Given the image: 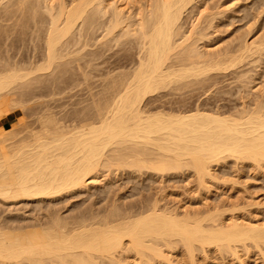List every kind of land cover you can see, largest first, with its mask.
<instances>
[{"label":"bare ground","instance_id":"obj_1","mask_svg":"<svg viewBox=\"0 0 264 264\" xmlns=\"http://www.w3.org/2000/svg\"><path fill=\"white\" fill-rule=\"evenodd\" d=\"M15 1L22 5L27 1L29 4L28 0ZM113 1L115 0L40 1L44 3L45 6H42L50 17L46 27V38L44 37L43 62L40 61L33 69L30 66L31 70L22 63L23 67L16 65L17 63L13 65L6 63V66L4 64L2 68L0 67L1 117L4 111H10L13 106L11 102L15 99L11 96L14 90L22 85L27 86L36 75L43 77L42 74L36 73L55 71L54 69L63 63L62 60L65 64L68 60H65L68 54L65 47L71 45L69 42L71 36L78 30L79 33L80 31L84 33L83 31L88 32L92 28L100 27L102 25L100 18L103 20L108 17L105 33L101 32L103 34L101 40L111 38L117 43L123 38L126 41L128 38H134L139 43L138 61L133 65L134 68H130L127 73L126 71L121 73L120 70V74H109V82L105 79L107 83L103 92L97 96L98 98L94 97V106L91 108L93 112L83 113L84 118L81 122L78 121L79 124H75V121V125L68 122L69 126L65 121V124L67 123L65 125L64 119H60L61 115L57 119L58 117L55 118L50 112L41 120L42 128L37 131L30 130L32 131L30 136L19 138L17 132V134L8 132L0 123L1 203L51 199L74 189H82L86 187L88 180L90 182L96 180L100 169L110 170L114 166L116 169L129 167L139 172L153 170L159 173L187 167L186 169L191 168L195 171L200 181L206 182L205 179L214 173V164L223 162L226 158L251 161L256 165L264 162V106L261 102L259 104L256 102L257 105L253 109L237 114H222L200 107L180 111L163 108L152 110L147 107L148 103L150 104L149 96L162 88L165 89L169 84L176 82L181 84L180 81L186 79L192 82L190 78L202 77L212 71L227 70L243 62V58L254 47H250L248 43L244 47L241 44V54L238 53L239 55L236 54L238 56L235 57L206 55L199 51V46L191 42V39L196 37L192 38L196 31L198 32L196 29L200 18L189 26L191 30H188L187 34L180 24L184 11L195 0H149L144 4L145 7L138 5L140 9L137 7L136 12H128L122 3ZM27 3L23 6H27ZM37 3L35 2L36 5ZM25 7L26 12L30 13L33 10L31 15L34 14V17L39 13L36 11L37 6L35 10L33 6L31 11ZM9 9L11 10V7ZM19 11L22 12L19 9L14 12L17 14ZM80 25L81 29H78ZM43 31L46 32L45 29ZM77 35L76 39L79 37ZM71 49L73 51L74 48ZM259 49L261 46L257 50ZM72 58L71 56L70 59ZM70 59L68 61H71ZM55 91L57 92V89ZM43 92L45 93L44 90ZM4 120L1 119V122ZM160 203L154 200L151 206L148 205L147 208L143 206L145 209L139 213L127 210L120 212L118 211L120 207L118 210L111 207L113 210L102 216L100 213L92 214L89 211L91 214L85 213L73 220L61 218L58 212L52 220L49 217L50 222L47 221L46 225L38 222L42 226L39 225L40 228L33 226L29 228L30 230L27 227L18 229L17 225L18 228L14 225V229L18 230H12L11 227L10 230L8 227L4 230V226L0 225V264H154L157 259L168 261L171 258L169 256L173 254V252L169 254L171 249L179 245L184 248V256L188 255L192 262L197 259L200 248L214 247L216 251L232 250L236 253L238 246L247 242L255 243L256 246L264 244L263 222L244 223L240 221L241 219L226 222L218 211L220 215L214 212L215 214L200 216L199 212L198 215H193L188 211L181 216L178 211L172 210L173 208L162 209ZM3 221H0V224ZM181 254L183 256V253Z\"/></svg>","mask_w":264,"mask_h":264},{"label":"rangeland","instance_id":"obj_2","mask_svg":"<svg viewBox=\"0 0 264 264\" xmlns=\"http://www.w3.org/2000/svg\"><path fill=\"white\" fill-rule=\"evenodd\" d=\"M13 1L14 3H11ZM28 1L29 4L34 6V10L35 6H37L36 11L37 13L39 12L38 14H41L42 17L38 14H36L38 17H34V14L31 15L33 13L31 8H33V6H29L27 1H25V3H27L25 7L23 6L25 3L23 5L18 4L19 1L10 0L9 2V0H4L2 2L0 0V67H3L4 64L6 66V63L11 65L17 63L16 65L18 66L23 65L24 67L28 66L29 69L31 67V69H33V66L40 64V61L42 63L44 60L45 36L47 34L46 27H48L50 17L46 12L44 3L40 2H43V0ZM30 1L32 3H30ZM33 1L36 3L38 1L37 5L35 2L33 3ZM117 1L127 7L126 10L128 12H136L140 9L141 5L145 7L144 4H147L149 0ZM10 3L16 6H12ZM10 7L11 10L9 9ZM24 7L29 11L32 10V12H26ZM187 8L188 9H186L182 15L180 24H182L181 27L187 34L191 30L190 27L192 23H195L196 20L200 18V23L196 29L198 32L196 31V35L192 38L196 37L191 39V42L197 44L199 46H197L198 50L202 53L206 55H228L235 57L239 55L238 53L241 52L242 46L244 47L246 43L250 44V47H254L253 50L252 48L251 50L255 51L248 52L246 57L243 58V62H239L240 64L230 67L227 70L212 71L202 77H197L198 79L190 78L192 82H188V79H186V81H180L181 84L179 82L169 84L165 89L162 88V91L160 90L155 92L152 96H149L148 102H150L151 105L148 103L147 107H150L152 110L160 108L165 110L172 109L171 111H180L182 109L193 110L200 107L208 111L222 114H237L244 110L253 109V107L260 102L261 105L263 104L262 106H264V0H195L193 4H190ZM18 9L22 10V12L19 11L16 14L14 11H18ZM27 13H29L28 15L30 16L26 15ZM19 16L21 18H19ZM105 18L106 19L103 18L105 22H103L102 18H100L101 20L99 19L102 22L100 27L97 26L94 29L92 28L93 30L90 29L88 32L83 31L84 33L81 31L79 33L78 30L75 32V36H71L72 39H68L71 45L74 43L75 45H73V47L70 45L68 46L69 48L67 46L65 47V52L68 51V54H66L68 58L65 57V60H69L71 56L73 58L72 60L70 59L71 61H65L67 65L63 64L64 60H62L63 63L59 66L62 71L57 67V69L55 68V71L52 72L51 70L50 72H35L36 74H42L43 77L33 73L36 76L32 75L34 78L29 83L30 86L27 83V86L22 85L23 87H17L14 90V94L11 97H13L15 101L11 102L13 105L10 108L11 110L4 111L0 117L2 120L5 119L4 121L6 123L4 124V121L2 122V126L5 130L13 134L18 133L17 135H19V138L22 136V138L28 137L32 131H37V129L39 130L42 128V125H40L41 120L50 112L55 118L58 117L57 119L62 116L60 119H64V124L65 121L67 123L73 122V124L75 121V124H79L86 113L90 114L93 112L91 108L94 106V97L98 98L101 95L100 93L103 92L102 90L105 88V83L109 82L108 78L110 75L120 74L121 71V73L124 71L127 73L134 68L133 65L137 63L139 55L138 41L134 38H128L129 40L127 41L123 38L122 41L120 40L121 42L117 43L111 38H102L103 40H101V37H103L102 35L105 33V24L108 20V17ZM32 19L34 22L38 21L41 23H34ZM44 29L46 32L43 31ZM78 29H81V25ZM93 32L94 34H92ZM76 33H78V35ZM81 33L85 36H82ZM76 35L83 38L80 39L78 37L76 39ZM87 37H90L89 40ZM199 37L201 38L199 39ZM84 39L87 43L83 41ZM105 40L107 41V46L105 45ZM72 41L75 42L73 43ZM69 42L68 45L70 44ZM85 43L87 45H85ZM188 43L193 45V43ZM260 46L261 49L257 50ZM70 47L74 48L73 51H71L72 49ZM76 49L78 51H76ZM69 53H72L71 56H68ZM248 54L250 55L247 56ZM74 56L76 57L74 58ZM79 56L83 58L81 59ZM5 59L10 62H6ZM28 59L29 61L31 59V61L29 62ZM78 60L81 61L79 62ZM63 65L67 67L65 68ZM73 65L74 68H72ZM56 73L60 74L56 75ZM53 76L56 77L53 78ZM68 77L70 80H68ZM105 79L108 81L106 82ZM102 82L104 84H102ZM61 84L62 87H60ZM24 88L27 89L25 90ZM56 89L57 92L55 91ZM99 90L100 92H98ZM19 93L23 94L24 97ZM20 101L24 105L26 102V105L22 106L23 109L26 107L24 110L19 107L23 105ZM27 101L30 102L28 103ZM39 103H41V106ZM85 108L87 110H85ZM59 115L61 116L59 117ZM67 123L65 125H67ZM21 132H23V134ZM15 138L19 140V138ZM234 160V158L232 159L230 157L226 158L223 162L221 161L222 163L219 162L214 164V173L211 177L205 179L206 182L200 181L195 171L191 168L186 169L187 167H182L183 170L182 168L179 170L172 169L165 173H159L153 170H143L139 172L129 167L116 169L117 167L114 166V168L111 167L110 170L102 168L98 172L99 174H97V181L91 180L90 182L88 180L86 187L74 189L68 192L69 194L65 193L51 199L42 198L35 200L36 202L32 199L19 200L18 202L13 201V203L0 202V221L2 222L4 220L0 225L2 227L4 226V230H7V227H11L12 230L18 227V229H25L26 227L29 229L33 228V226H35L34 228H40L42 226L40 223L43 222L44 225H46L50 220L55 218V215L57 216L58 212L60 214L58 216L63 219L66 217V220H73L82 214H89L90 212L92 214L100 213L102 216L113 209L117 208L116 210H118L119 207L121 208L118 210L120 212H123V210L126 212L125 210H127L133 211L131 213H139L147 208L148 205L151 206L150 204L154 203V200L155 202L156 200L159 203L161 202L160 206H162V209L173 208L172 210L178 211L177 213L181 216L188 211L190 213L192 212L193 215H198L197 212H199L200 216L202 214V216H204L205 214H219L221 212L226 222L231 219H237L238 221L241 219L240 221L244 223L260 224L263 222L264 224V162L257 164V166L256 163L254 164L251 161L243 162V160ZM116 202L118 204H116ZM143 206L145 208H143ZM111 207L113 209H110ZM77 212L79 213L78 215ZM30 222L36 224L32 225ZM30 224L31 226H29ZM14 225L18 227L16 226L14 229ZM39 225L40 227H38ZM246 244V246L243 244V246L239 245V251L237 249L236 253L232 250L216 251L214 247L205 249L200 248L198 251L199 253L197 252L198 260L195 258L194 260L196 261L193 262V260V263L191 262L192 259L187 257L188 255L185 254L184 256V248L179 245L175 246L173 248L174 250L171 249L169 254L173 252L175 255H168L171 258L168 257L170 261L167 259L168 261L166 262L168 264H264V244L260 243L261 245L259 246L251 242H247ZM180 251L183 253V256H181L182 254ZM162 261L164 260L157 259L154 264H167L165 261V263H162Z\"/></svg>","mask_w":264,"mask_h":264},{"label":"crops","instance_id":"obj_3","mask_svg":"<svg viewBox=\"0 0 264 264\" xmlns=\"http://www.w3.org/2000/svg\"><path fill=\"white\" fill-rule=\"evenodd\" d=\"M0 123H2V122H1V119H0ZM5 123H6V122L4 121V124H5Z\"/></svg>","mask_w":264,"mask_h":264}]
</instances>
